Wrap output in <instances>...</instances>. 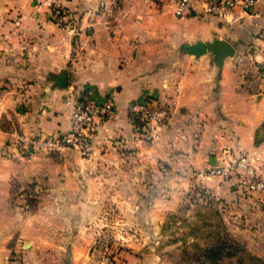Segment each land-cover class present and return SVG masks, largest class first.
Here are the masks:
<instances>
[{
    "label": "crops",
    "instance_id": "0c3cea01",
    "mask_svg": "<svg viewBox=\"0 0 264 264\" xmlns=\"http://www.w3.org/2000/svg\"><path fill=\"white\" fill-rule=\"evenodd\" d=\"M57 8L59 21L45 0H0V264H162L166 214L195 184L222 193L200 171L224 152H255L264 177V140L254 144L264 132V0L233 18L198 5L178 18L170 0H58ZM215 39L235 50L221 67L210 53H187ZM62 71L66 88L56 83ZM85 92L111 96L117 113L93 136L92 156H27L20 138L67 131ZM148 101L169 118L156 142H135L128 107ZM231 191L244 212L253 208ZM111 214L123 219L112 227L123 231L117 252L105 239Z\"/></svg>",
    "mask_w": 264,
    "mask_h": 264
},
{
    "label": "rangeland",
    "instance_id": "374dc122",
    "mask_svg": "<svg viewBox=\"0 0 264 264\" xmlns=\"http://www.w3.org/2000/svg\"><path fill=\"white\" fill-rule=\"evenodd\" d=\"M262 136L263 131L259 132V137ZM211 179L223 186L222 193H215L209 184H195L177 209L163 219L157 235L162 264H264V228L257 227L264 218V194L241 193L243 198L254 199L249 217L240 201L227 198L234 183L218 177ZM105 220L111 224L105 238L107 246L111 252H117L123 248L119 245L123 231L119 229L117 233L112 227L123 226V219L111 214ZM245 225L247 228H243Z\"/></svg>",
    "mask_w": 264,
    "mask_h": 264
},
{
    "label": "built area",
    "instance_id": "2783aa9c",
    "mask_svg": "<svg viewBox=\"0 0 264 264\" xmlns=\"http://www.w3.org/2000/svg\"><path fill=\"white\" fill-rule=\"evenodd\" d=\"M174 5V15L186 18L192 15L198 5L204 12L215 17H235L237 12L247 13L252 10L257 0H170ZM58 0H45L55 18L60 19L57 8ZM260 76L264 82V58L259 62ZM114 100L106 96L97 100L89 92L82 93L73 103L69 115V129L49 137L25 136L19 142L27 156L56 155L73 151L82 158L92 156V139L97 131L116 117ZM131 122L139 137L154 143L157 140V128L169 118L165 105L150 106V102L133 103L128 107ZM215 167L200 171L202 178L218 177L232 181L234 186L246 195L254 192L264 194V177L261 174L262 162L257 153L231 155L224 152Z\"/></svg>",
    "mask_w": 264,
    "mask_h": 264
},
{
    "label": "water",
    "instance_id": "95a60500",
    "mask_svg": "<svg viewBox=\"0 0 264 264\" xmlns=\"http://www.w3.org/2000/svg\"><path fill=\"white\" fill-rule=\"evenodd\" d=\"M187 53L194 56H201L206 53L212 55V61L217 67H221L224 59L232 57L235 50L232 45L224 40L215 39L209 42H196L187 47ZM56 83L59 88L67 86V72L62 71L57 77Z\"/></svg>",
    "mask_w": 264,
    "mask_h": 264
},
{
    "label": "trees",
    "instance_id": "16d2710c",
    "mask_svg": "<svg viewBox=\"0 0 264 264\" xmlns=\"http://www.w3.org/2000/svg\"><path fill=\"white\" fill-rule=\"evenodd\" d=\"M264 127V124H263ZM264 140V136L259 137V132L257 131V133L255 134V138H254V144L258 145L259 143H261ZM114 264V263H112Z\"/></svg>",
    "mask_w": 264,
    "mask_h": 264
}]
</instances>
